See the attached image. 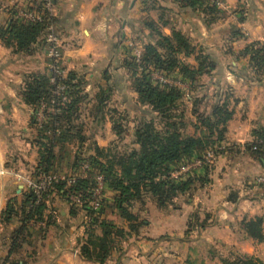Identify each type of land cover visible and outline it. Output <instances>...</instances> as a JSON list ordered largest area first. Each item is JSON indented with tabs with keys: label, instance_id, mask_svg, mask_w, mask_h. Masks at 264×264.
Returning a JSON list of instances; mask_svg holds the SVG:
<instances>
[{
	"label": "crops",
	"instance_id": "obj_1",
	"mask_svg": "<svg viewBox=\"0 0 264 264\" xmlns=\"http://www.w3.org/2000/svg\"><path fill=\"white\" fill-rule=\"evenodd\" d=\"M168 1L173 9H179L174 0ZM215 1L223 3V11L210 27L198 12L181 9L179 12L185 20L186 36L206 45L220 62L212 71L220 74L218 88L233 90V116L222 142L229 148L217 158L211 171L199 172L207 174L206 177L192 178L195 190L178 199L182 202L176 206L178 210L172 213V219L167 220L163 210H153L149 241L141 242V252L144 244L158 236L183 234L178 239L182 242L186 233L185 237L189 236L188 231L194 235L193 245L215 243L244 249L250 242L242 222L255 217L264 219V182L260 185L255 182L260 177L264 180V160H257L247 151L248 145L259 141L256 133H264V78L253 77L250 57L243 54L248 45L264 43V0ZM160 2L55 0L52 27L42 34L30 54L18 52L0 39V264H97L80 254L86 213L57 193H53L43 217L27 224L31 235L35 234L33 240L27 238L19 248L12 249V236L22 224L19 204L25 199L26 180L40 162V136L33 124L34 110L23 101L21 92L27 76L50 75L49 36L62 43V63L68 72L84 80L86 91L95 86L103 91L105 82L100 79L114 62L117 55L114 49L117 53L121 51L122 45L117 46V40L121 37L125 42L137 34L149 36L146 20L158 22L153 12L160 6L166 7ZM21 4L22 0H0V27L10 26L16 18L15 9ZM238 11L242 13L239 20L235 18ZM230 36L235 38L229 40ZM228 41L231 46L225 50ZM112 136L111 129L100 135L98 145L102 147L101 140ZM112 193L108 195L112 197ZM112 200L107 199L108 205ZM11 201L17 202L19 217L8 224L2 223V213ZM113 213L115 216L117 211ZM191 220H196V224L190 230ZM35 239L40 241L35 243ZM115 255L108 264H124Z\"/></svg>",
	"mask_w": 264,
	"mask_h": 264
},
{
	"label": "trees",
	"instance_id": "obj_2",
	"mask_svg": "<svg viewBox=\"0 0 264 264\" xmlns=\"http://www.w3.org/2000/svg\"><path fill=\"white\" fill-rule=\"evenodd\" d=\"M174 1L179 9L198 12L201 17L202 14L219 12L215 4L207 0ZM16 8L14 12L15 16L20 11L41 13L44 11V3L42 0H22L21 6ZM202 19L204 18L202 17ZM49 20V22L29 24L14 18L8 28L0 27V39L7 46L15 48L18 52L30 54L42 34L53 23L51 16ZM155 24L153 21L146 22L147 28L162 38V45H166L165 49L169 54L163 56L158 48L149 44L144 47L143 54L140 58L126 60L124 65L132 74L133 84L135 92L139 97V102L151 106L156 112L162 114L163 119L166 121L164 125L165 130L161 132L156 128L154 122H145L137 127L135 131V145L138 147L137 149L135 148L128 155L113 157V160L104 163L99 160V157H103L104 151L97 148L96 151L100 156L92 159L93 162L91 161L92 169H96L89 172L86 178L79 179L77 185L73 187H67L65 183L55 185L56 193L66 198L67 201L69 194L82 197L84 202L82 210L86 213L87 217L93 218L97 212L89 207L90 189L94 185L93 175L95 172L104 176L107 189L115 195L113 203L108 205V207L117 209L125 221L132 223L138 221V218L129 211L137 202L145 204L146 196L151 197L158 208L163 210L176 197L190 190L195 183V179L189 178L188 180H182V183H178L176 180L169 178L171 168L180 164L183 165L184 162L192 160L194 154H198L208 148V139L184 136L176 123L169 122L171 118H175L171 117L169 113L176 107L177 101L180 100V93L175 88H162L156 85L147 69L153 65L157 70L168 74L179 71L185 79L193 82L195 81L196 75H203L206 71H210L212 66H204L205 60L204 62H200L198 68L180 62L176 57L179 52L184 51L187 57L195 53L190 45L191 40L181 32L174 30L172 31V38L167 37L158 31ZM165 25L167 24L165 23ZM174 44L177 45L176 48ZM243 54L250 57L252 68L257 69V71L263 69V47L258 49L255 48L254 44L250 45L244 50ZM196 59L201 60L200 57H196ZM138 60L140 63V65L138 64L139 66L136 65ZM51 78L52 74L49 76L32 74L26 77L21 96L23 101L32 107L34 111L39 109L42 102L50 106V101L53 98V92L55 90V86L51 83ZM57 81L67 88L69 102L62 106L63 108L60 114H52L50 116V122L41 129L37 127L35 117L33 119V124L37 128L40 136L39 146L41 148L45 147L44 152L42 149L40 150V162L35 176L53 171L56 161L54 149L58 144L64 143L67 137L71 136L70 133L75 128L72 122L75 118H79L77 114L79 106L83 98H87V95L83 94V86H85V83L83 84L81 78L76 73L69 72L65 79L58 78ZM219 109L216 108L213 113L215 118L222 114V109ZM231 118L232 113L228 112L227 117L219 122L224 127L219 131L220 141L224 140L226 133L225 127ZM65 125H68L67 128H64ZM256 134H258L260 142L252 144L249 148L255 157L264 159V138L260 137L261 133ZM172 171H174L173 168ZM16 203L15 201L8 203L2 213V223L8 224L19 217V212L16 210ZM35 203L36 196L34 193L27 191L24 201L19 204L22 224L12 236V249L19 248L26 241L25 238H20L27 233V224L32 220L42 218L47 210V204L36 205ZM71 205L74 207L73 204ZM102 213H104V210H101ZM99 224L102 227V234H96L94 231L95 228L88 230L87 239L81 244L80 254L90 262L108 264L114 256V252L117 250L116 241L113 237V231L117 228L107 220H104L102 223L94 220L91 226H98ZM262 225V218L244 220L242 222V228L245 233L252 239L258 241L263 239ZM132 228L135 229L137 227L133 226ZM118 231L124 233L123 230ZM224 264L263 263L255 258L246 257L245 259L241 258L235 261L225 260Z\"/></svg>",
	"mask_w": 264,
	"mask_h": 264
},
{
	"label": "rangeland",
	"instance_id": "obj_3",
	"mask_svg": "<svg viewBox=\"0 0 264 264\" xmlns=\"http://www.w3.org/2000/svg\"><path fill=\"white\" fill-rule=\"evenodd\" d=\"M160 1V4L166 7L161 8L160 6L159 8H156V12H153V16H155L158 20L155 27L158 31L170 38H172L173 30L181 32L186 36L184 33V30H186L184 29L186 24L182 17L183 14H180L179 9L172 8V2H169L168 0ZM210 2L215 4L216 9L219 12L214 14H202V17L204 18L203 21L208 27L215 24L221 18L220 12L223 11V3H217L215 0ZM240 16H242V13L240 14V11H238L235 18L239 20ZM147 21L148 23L151 22V18L147 19L146 22ZM165 23L167 25H165ZM173 23L177 24L173 26ZM138 28H141V26L139 25ZM146 31L149 36H140L137 34V36H129L125 42L121 37L117 40V46L122 45L120 49L121 51L117 53L118 50L116 51L114 49L113 53L117 54L114 56V62H112V64H110L107 68L106 76L100 79L105 82H102L104 85L103 91H100V89L96 86L91 90L86 91L85 86L82 85L83 94L87 95V98H83L82 103L79 106L77 113L79 118H75L72 122L75 128L70 133L71 136L67 137L64 143L58 144L54 149L56 161L54 169L51 172L63 175L83 173L81 171L85 162L90 163L91 165V161L93 162L92 159L100 156V154L96 151L97 148L104 151L103 157H99V160L104 163H107L109 160H113V157L128 155L132 150L138 148L135 145V131L137 127L145 122H154L159 131L163 132L165 130L164 125L166 124V121L163 119L162 114L156 112L151 106L141 104L139 102V97L135 92L132 74L124 65L126 60L131 58H140L143 54L144 47L149 44L158 48L159 52L163 56L169 54L165 49L166 45H162V38L157 36L152 30L147 28V26ZM186 37L191 40L189 36ZM233 37L235 38V36H230L229 40L231 38L233 39ZM253 44L255 48H264V43H252L250 45ZM190 45L195 53L187 57L185 56L184 51L179 52L176 57L180 60V62L188 64L191 67L198 68L200 62H204L205 60L204 66H212L210 71H206L203 75H196L195 81L190 82L188 79H185L179 71L168 74L157 70L153 67V65L147 70L150 72V77L156 85L161 86L162 88H175L180 93V100L177 101L176 107L169 113L171 117L175 118H171L169 122L176 123L180 132L184 136L208 139L209 145L208 148L205 149L207 150L216 147L224 141L219 140V131L224 128L222 124H219V122L227 117L228 112L232 113L231 108L234 102V93L230 88H218L221 85L219 84L218 79L220 74H212V71L218 68L220 62L214 54L210 53L206 45H201V43H197L193 40H191ZM225 45L224 49L228 50L231 46V41H228ZM174 46L176 48L177 45L174 44ZM211 48L213 50L217 47ZM196 57H200L201 60L196 59ZM138 64L140 65L139 62L136 63V65ZM50 66L51 63L49 61V70L51 71ZM61 66L67 75L69 72L65 69L63 63H61ZM252 70L254 73L253 77L255 79L260 80L264 78V67L259 71L254 68H252ZM81 80L84 84V80L82 78ZM133 94H136V97H133ZM60 108V112L57 114L62 112L63 107ZM216 108H220L219 110L222 109L221 116L217 118L213 116ZM52 114H54V112L50 111V116ZM67 126L68 125H65L64 128H67ZM110 129L112 130L113 136L111 138L109 137L107 140L102 139V147H100L98 145V137L100 135L104 136V133H107ZM118 133H120V135H118ZM260 137L264 138V133ZM251 145H248L247 151L250 153L249 155L255 157V155H253L250 151L249 147ZM41 149L43 152L45 151V147H40V150ZM205 150L198 154H194L193 157L203 155ZM222 154L224 153H221L220 155ZM255 158L257 160H264L259 157ZM172 168L174 171H172ZM172 168L170 174H172V172H177V170L180 171L182 169V165L180 164L176 167L173 166ZM36 170L37 168L33 171L32 176H35ZM86 174L88 175L89 173ZM192 174L193 175L184 176L183 181L188 180L189 178L207 176L205 173L200 175L197 171L192 172ZM260 180H262V182ZM183 181L177 180L178 183H182ZM255 182L257 185L262 184L264 182L263 177L258 178ZM194 190L195 189L192 186L185 194L179 195L173 201L168 203L167 208L163 209V213L166 217H168L167 220L172 219V213L174 214V212L178 210L176 209L178 208L176 206H179V203L182 202L178 199L181 196L190 194V192H193ZM109 192L110 190L105 192L101 208L94 214V217H87V219L84 220V237L80 242L79 247H81V244L86 241L88 236L87 231L91 228H95L94 231L96 234H102V227L100 224L98 226H91L94 220H98L99 223L107 220L108 222L114 224L117 228L113 231V237L115 238L117 246V250L114 253L116 254L115 256H117L118 260H124V264H142V260H144V264H224L225 260L235 261L241 258L245 259L246 257L255 258L264 264V219L262 217H255L253 219H263V239L258 241L247 235V239L250 243L249 247L244 249L241 248L240 250H235L233 248L223 247L222 244L215 243H209L206 245H200L197 243L196 245H193L192 236L194 235L191 231H188L189 236L185 237L187 235L186 233L183 237L184 241L182 242L178 239L181 238L183 234H177L174 236L164 234L158 236L156 239L151 240L150 243L146 245L144 244V248L141 252L140 244H142V241L143 243L149 241L147 236L151 225L149 220L151 215H153V210L159 209L158 206L155 201L151 199V197L146 196L145 204L137 202L129 211L138 218V221L129 223L122 218L117 209L108 208L107 199L109 198L110 202V198L113 199L115 196L114 193H112L113 195L111 197L108 195ZM53 193L56 194V191L54 190ZM176 199L178 201H176ZM68 202L71 204L70 201ZM112 203L113 200L110 204ZM80 210L82 211V209ZM101 210H104V213L101 214ZM114 210L117 211L115 216L113 215ZM194 224H196V220H191L189 225L190 230L193 228ZM133 226L137 228L134 229L132 228ZM118 230H123L124 233H122V231L119 232ZM36 232L40 234L38 230ZM32 236H35L34 232L31 235L28 229L27 233L20 239L29 238V240H33ZM172 238L174 239L173 241ZM36 241L37 240L35 239L33 242L36 243ZM39 241L40 240H38L37 243Z\"/></svg>",
	"mask_w": 264,
	"mask_h": 264
},
{
	"label": "built area",
	"instance_id": "obj_4",
	"mask_svg": "<svg viewBox=\"0 0 264 264\" xmlns=\"http://www.w3.org/2000/svg\"><path fill=\"white\" fill-rule=\"evenodd\" d=\"M212 1V0H207ZM44 3V11L41 13H32L20 11L16 14V18L20 21H25L29 24L49 22L50 16L52 17L54 0H42ZM47 12V15H46ZM52 24H50V28ZM48 55L50 58L51 69V83L55 86L53 92V98L50 101V106L47 103L42 102L37 111H34V116L37 122L38 128H43L50 122V111L54 113L60 112V107L69 102L67 88L59 83L57 79H65L66 73L61 66L62 63V43L58 38L54 36L48 37ZM139 62V60H138ZM227 147L224 143L218 144L216 147L207 150L200 157H194L192 160L184 162L182 169L177 172H172L169 178L174 180H183L184 176L193 175L192 172L207 170L210 171L221 153H224ZM255 150V149H254ZM81 174L63 175L55 172L43 173L39 176H32L26 180L27 191H31L36 196V205L48 204L52 198L55 185L59 183H65L67 187H73L77 185L79 179H84L88 175L86 173L92 172L90 163L85 162ZM190 177V176H189ZM94 185L90 189L89 207L98 211L101 208L103 202V196L107 191V184L102 174L96 173L93 175ZM262 182V180H260ZM68 201L75 207L83 208L84 202L82 197L69 194L67 196ZM35 221V220H34ZM35 224V222H33Z\"/></svg>",
	"mask_w": 264,
	"mask_h": 264
}]
</instances>
